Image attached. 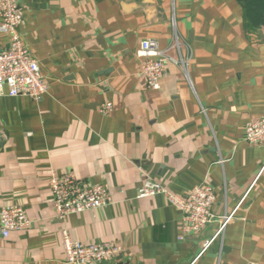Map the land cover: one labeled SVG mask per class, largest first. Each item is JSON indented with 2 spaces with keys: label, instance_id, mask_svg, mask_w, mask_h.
<instances>
[{
  "label": "crops",
  "instance_id": "0c3cea01",
  "mask_svg": "<svg viewBox=\"0 0 264 264\" xmlns=\"http://www.w3.org/2000/svg\"><path fill=\"white\" fill-rule=\"evenodd\" d=\"M20 5L21 35L50 90L0 99V212L17 204L30 219L8 238L0 232V264H64L63 230L87 243H120L131 264H264V145L244 133L264 113V0ZM173 18L193 51L192 83L170 64L152 90L137 52L149 38L170 46ZM109 100L114 111L103 115ZM51 171L108 185L112 203L58 220ZM146 179L179 194L210 184L218 219L198 238L179 240L182 212L162 194L139 198ZM248 189L225 236L200 255Z\"/></svg>",
  "mask_w": 264,
  "mask_h": 264
},
{
  "label": "built area",
  "instance_id": "2783aa9c",
  "mask_svg": "<svg viewBox=\"0 0 264 264\" xmlns=\"http://www.w3.org/2000/svg\"><path fill=\"white\" fill-rule=\"evenodd\" d=\"M23 13L20 0H0V29L8 38L7 46H0V99L4 95L12 97L30 96L40 99L50 90L39 59L26 46L20 32ZM173 40L170 46L161 48L155 39H144L137 55L142 58L140 75L147 88L160 90L161 82L170 64L183 70L185 79L191 82L189 67L193 51L189 43L178 30L173 18ZM114 111L112 101H105L99 112L109 115ZM245 139L252 145H264V113L256 119L249 120L244 126ZM2 133L0 132V139ZM226 162L222 159L221 164ZM263 168L260 170L262 173ZM49 185L52 192L55 216L65 220L72 214L101 209L113 201L110 187L101 183H89L78 178L73 172L58 173L51 171ZM248 189L232 212L219 217V226L212 237L203 243L202 255L211 244L225 236L226 228L234 214L246 200ZM162 194L168 202L179 209L183 216L179 240H186L190 235L200 234L208 225L216 222L214 213L217 194L208 184L195 186L188 193L179 194L171 191L161 183L146 179L138 190V197H153ZM30 227V219L21 205H8L0 212V232L4 238L14 232H21ZM62 249L64 264H110L124 252L120 243L106 241L87 243L74 240L67 230L62 232ZM250 264H263L251 262Z\"/></svg>",
  "mask_w": 264,
  "mask_h": 264
},
{
  "label": "water",
  "instance_id": "95a60500",
  "mask_svg": "<svg viewBox=\"0 0 264 264\" xmlns=\"http://www.w3.org/2000/svg\"><path fill=\"white\" fill-rule=\"evenodd\" d=\"M0 143H1V139H0ZM208 227H210V225H208ZM204 230H206V229H204ZM202 231L201 233H200V235L198 234V235H193V236H189L191 239L192 238H198L199 236H201L205 231ZM123 258H122V256H120L119 258H118V260H116L115 262H113V263H110V264H131V262L129 261V260H126V259H124V260H122Z\"/></svg>",
  "mask_w": 264,
  "mask_h": 264
},
{
  "label": "trees",
  "instance_id": "16d2710c",
  "mask_svg": "<svg viewBox=\"0 0 264 264\" xmlns=\"http://www.w3.org/2000/svg\"><path fill=\"white\" fill-rule=\"evenodd\" d=\"M242 2V5L245 7L246 1L247 0H240ZM245 9V8H244Z\"/></svg>",
  "mask_w": 264,
  "mask_h": 264
}]
</instances>
